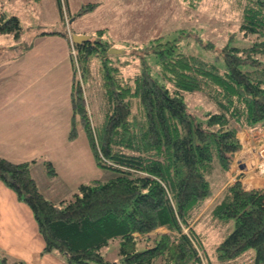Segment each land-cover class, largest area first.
<instances>
[{"label": "trees", "instance_id": "1", "mask_svg": "<svg viewBox=\"0 0 264 264\" xmlns=\"http://www.w3.org/2000/svg\"><path fill=\"white\" fill-rule=\"evenodd\" d=\"M200 1L187 0L191 6ZM58 4L68 26L69 12L63 0ZM235 4L243 33L254 37L247 46L225 44L217 55L223 67L158 36L131 74L125 68L132 58L109 53L113 44L104 28L91 40L74 42L69 139L83 129L96 164L115 175L82 182L73 197L55 200L40 189L31 161L0 155V179L31 207L44 252L58 253L68 264H212L195 225L221 186L212 216L234 219L235 226L216 245L217 258L236 259L254 248L253 264H264V187L227 183L234 153L242 148L238 126L264 127V0ZM96 6L84 4L76 13ZM20 22L17 15L0 14V32L19 36ZM41 27V34L60 33L72 45V25ZM147 54H154L156 71ZM195 91L215 103L205 119L189 109L187 94ZM116 238L120 257L112 260L102 248ZM10 261L24 264L2 257V264Z\"/></svg>", "mask_w": 264, "mask_h": 264}, {"label": "rangeland", "instance_id": "2", "mask_svg": "<svg viewBox=\"0 0 264 264\" xmlns=\"http://www.w3.org/2000/svg\"><path fill=\"white\" fill-rule=\"evenodd\" d=\"M90 2H97V6L81 15L76 13L75 10ZM63 7L64 12L70 9L71 12L68 11L67 14L71 19H75L72 23L71 19L69 20L70 26L75 27L82 22L85 29L97 32L98 26L107 25L109 30L104 37L113 46L125 50L118 53V56L132 58L130 65L125 68L126 73L131 74L140 70L141 55L158 36H162V40L176 39L180 50L214 60L220 67L224 66V61L217 55L225 44L247 46L252 43L254 37L243 33L241 10L236 6L235 0H201L198 6H191L187 0H63ZM122 7L124 12L121 15ZM0 14H4L6 18L17 15L22 25L19 36L13 32H0V58L5 56L6 51L9 54L5 62L0 60V135H6L9 140L0 143V152L16 158L26 157L36 151L43 153L38 156L37 161L29 160L31 172L45 195L55 200L73 197L82 182L113 177L115 171L97 165L91 152L88 151L81 158V141L85 134L83 129L78 137L71 141L70 146H65L59 141L60 136L68 129L65 124L64 85L69 86L70 83V59L60 57L52 68L43 66L22 71L19 66L24 57L26 61L33 60V57L29 56L34 55L29 52H15L18 49L15 41L18 45L25 46L27 36L35 39L37 50L44 51L49 58L58 56L51 53L48 44L39 42L40 39L43 40L40 35L36 36L41 26L62 29L66 25L70 29V26H67L68 21L62 19L58 0H0ZM208 42H212V45H207ZM147 62L151 65V70L156 71L154 54H147ZM5 71L7 74L27 72L31 78L27 86H24L20 79L5 81ZM2 82L6 83L1 85ZM187 100L189 109L201 119L206 118L208 110L216 107L202 91L188 93ZM5 101L7 106L4 108ZM34 109H42L43 112L30 113ZM49 112L52 115H48ZM21 115L28 121L22 134L19 120ZM238 136L242 148L234 153L227 173V183L241 180L247 189L264 187V172H261L260 167L264 163V127L238 126ZM71 154L73 157H79L80 164L76 169L73 168L75 163ZM46 160L51 161L60 172L52 175L48 171L50 163ZM221 190L220 186L217 195L206 204L202 211L205 213L199 215L200 219L195 225L201 234L207 256L212 264H253L256 255L254 248H249L236 259L223 261L216 256V245L235 226L234 219L222 222L212 216L213 205H210ZM102 252L109 259L119 260V239L111 240L102 248ZM8 264L13 263L10 261Z\"/></svg>", "mask_w": 264, "mask_h": 264}, {"label": "crops", "instance_id": "3", "mask_svg": "<svg viewBox=\"0 0 264 264\" xmlns=\"http://www.w3.org/2000/svg\"><path fill=\"white\" fill-rule=\"evenodd\" d=\"M77 10L75 11L77 12ZM69 11L71 12L70 9ZM123 12L124 11L122 7L121 15ZM73 21H75V19H71V23ZM83 26L84 24L80 22L78 26L75 27L73 26V27L75 28V32L78 33H87V34L92 33V35L96 34L95 31L90 32L87 29H85V27ZM100 28H104V34L106 33V31L109 30V27L107 25L98 26L96 30ZM47 29L51 31L59 30V28L49 29L48 27ZM38 35H40L43 38V40L40 39L39 42L43 44H48L51 53H55L58 56H56V58L54 57L49 58V56L44 54V51L37 50V46H35V39H33L32 37L28 38L27 36L25 46L18 45L17 41H15L16 46L18 47V49L15 52H17L18 50L19 51L17 53L20 54H26L27 52H29L30 55H34V56H29V57H33V60L26 61L24 57L23 63L19 64V66L22 69V71L27 68H39L43 66L52 68V66L56 62H58L57 60L60 57L65 56L70 59L71 67H72V73H70L71 75L70 83L69 86L64 85V97H65L64 101L66 102L65 124L66 127H68V129L65 130V132L59 138L61 144L65 146H70L72 140L69 139V132L71 130V122L73 117V107L71 102V90H72L71 88H72V76H73V64L70 53L71 46L67 38L61 35L60 33L55 32V34L54 33L41 34L39 31V33H37L36 36ZM7 55L9 54L6 51L5 56L1 57L0 60L5 62L6 58H8ZM7 70L8 69H6V71ZM6 71L4 73L6 77L5 81H7L8 79L11 80L20 79L22 81V84H24V86H27L31 78V75L27 72L25 73L13 72L7 74ZM5 83L6 82H2L1 85ZM19 85L16 87L18 88ZM6 106H7V101L4 102V108ZM35 111L43 112L42 109H37V110L34 109L31 110V112L30 111L28 112L33 113ZM48 115H52L51 112H49ZM19 120L21 123V134H22V131L26 126V124L28 123V121L26 117H23L22 115L19 117ZM6 132H8V130ZM8 141L9 140L6 137V135H0V143L8 142ZM81 142H82L81 144L82 146L81 158H82L84 155H86L88 151L91 152V148L89 146L86 134H83V139ZM76 144L77 143L75 142V145ZM42 154L43 153H40V151H36L33 154L32 153L27 154L26 157L16 158L6 155L3 152H0L1 156L16 162L29 161L31 159L37 161L39 159L38 156H42ZM71 156L74 159L73 161L75 163V166L73 168L76 169V167L80 164L79 157L78 156L73 157V154H71ZM247 164L249 165L250 161ZM56 170L57 172L58 171L60 172L58 167ZM77 174L80 175L79 172ZM161 229L164 228H160L158 230ZM44 247H45V241L38 229V225L35 220L31 207L26 202L19 199L16 192L13 189H11L9 186H7L2 179H0V256L3 257L6 255L11 258H18L23 260L24 264H68L65 262L63 257L58 253L44 252L43 251Z\"/></svg>", "mask_w": 264, "mask_h": 264}, {"label": "water", "instance_id": "4", "mask_svg": "<svg viewBox=\"0 0 264 264\" xmlns=\"http://www.w3.org/2000/svg\"><path fill=\"white\" fill-rule=\"evenodd\" d=\"M91 39H92V35L91 34L78 33V32H74L73 33V40L76 43H82L84 41H88V40H91ZM98 39L99 38H96V40H98ZM108 51H109V53H115V54H118V53H121V52H125L124 49H121V48H118V47H115V46H111Z\"/></svg>", "mask_w": 264, "mask_h": 264}, {"label": "built area", "instance_id": "5", "mask_svg": "<svg viewBox=\"0 0 264 264\" xmlns=\"http://www.w3.org/2000/svg\"><path fill=\"white\" fill-rule=\"evenodd\" d=\"M66 16H67V13H66ZM70 37H71V43L73 45L72 52L75 53L74 41H73V37H72L71 32H70Z\"/></svg>", "mask_w": 264, "mask_h": 264}, {"label": "bare ground", "instance_id": "6", "mask_svg": "<svg viewBox=\"0 0 264 264\" xmlns=\"http://www.w3.org/2000/svg\"><path fill=\"white\" fill-rule=\"evenodd\" d=\"M67 10V9H66ZM69 11V10H68ZM261 167V172H264V163L260 166ZM263 168V169H262Z\"/></svg>", "mask_w": 264, "mask_h": 264}]
</instances>
